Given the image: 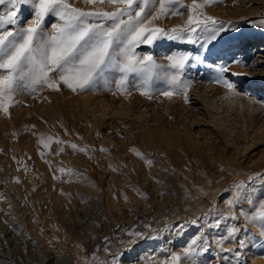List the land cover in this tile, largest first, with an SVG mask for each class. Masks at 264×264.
Returning a JSON list of instances; mask_svg holds the SVG:
<instances>
[{"label":"rangeland","instance_id":"obj_1","mask_svg":"<svg viewBox=\"0 0 264 264\" xmlns=\"http://www.w3.org/2000/svg\"><path fill=\"white\" fill-rule=\"evenodd\" d=\"M99 6L111 10L110 5ZM182 11V16L157 23L165 28L183 25L188 12ZM204 11L231 22L239 31L227 35L238 40L231 47L225 43L223 50L218 46L205 64L187 71L193 81L187 99L158 92L148 98L135 89L115 95L103 87L83 93L44 89L36 96L19 93L15 99L22 103L7 113L0 111V264H94L93 254L106 264L163 261L171 252H180L197 227L189 226L181 236L166 231L157 240L140 241L113 261L112 255L126 246L120 244L127 240L122 230L149 223L160 229L190 220L234 181L248 182L249 176L264 173V27L258 26L264 20V0H222ZM22 19L21 26L31 19L26 9ZM172 49L197 51L196 46L168 41L137 51L160 60ZM213 61L229 65L233 91L211 82L215 73L207 64ZM49 136L95 149L73 154L66 148L59 157H48L84 174L85 180L53 179V171L37 154L38 139ZM130 148L150 156L151 168ZM22 164L28 166L27 173ZM16 177L21 183L14 182ZM252 187L264 195V177L255 178ZM134 188L148 198L141 199ZM219 206H224L222 197ZM239 224L244 226L243 219ZM247 231L259 241L255 227L249 224ZM222 232L207 230V235ZM105 237L111 241V255L104 252ZM237 251L240 264H264V245L259 242L253 245L249 239L248 246ZM223 256L232 253L221 252L213 243L201 264H225Z\"/></svg>","mask_w":264,"mask_h":264},{"label":"snow or ice","instance_id":"obj_2","mask_svg":"<svg viewBox=\"0 0 264 264\" xmlns=\"http://www.w3.org/2000/svg\"><path fill=\"white\" fill-rule=\"evenodd\" d=\"M219 2L222 0H191L190 4H184L183 0H0V111L7 113L10 107L22 103L15 99L17 94L36 96L44 89L61 92L67 88L73 93H83L103 87L114 95L131 94L135 89L148 98L158 92L164 97L176 95L187 99V90L193 83L187 78V71L205 64L218 46L223 50L225 43L231 47L232 41L238 40L227 35L239 31L231 26V22L220 21L204 11ZM78 3L84 7L76 6ZM101 4L110 5L111 10L102 9ZM185 8L188 16L183 25L165 28L157 23L171 16H182ZM24 9L31 19L26 26H21ZM258 26L264 27V20ZM160 41L193 45L197 51L172 49L160 60L153 53L137 51L142 45L154 47ZM233 62L241 63L240 60ZM207 66L215 73L211 82L233 91L234 85L227 79L228 64L213 61ZM158 84L164 87H156ZM65 134L69 135L67 129ZM40 145L44 151L40 150ZM66 148L73 154L95 151L71 140L49 136L47 140L38 139L37 154L53 171L54 180L61 177L65 183L72 182L73 178L85 180L84 174L48 159L50 155L64 154ZM100 151L106 150L101 148ZM129 151L146 167L151 168L154 164L150 156L139 150L130 148ZM22 167L27 173L28 166L22 164ZM113 171L117 169L113 168ZM257 177H264V173L249 176L248 182L234 181L220 192L207 210L190 220L165 224L160 229L153 228L150 223L123 229L127 240L121 239L120 244L126 246L112 255V260H119L140 241L157 240L166 231L181 236L189 226H194L197 233L180 252H171L163 261H152L151 264H201L200 258L213 243L221 252L232 253V256L222 257L225 264H240L241 251L237 249L247 247L249 239L253 245L257 242L264 245V195L252 187ZM13 179L15 183H21L18 177ZM133 191L141 199L148 198L147 193L139 189ZM160 195L163 196V192ZM220 197L223 208L219 206ZM3 199L0 195V200ZM125 200H128L126 196ZM245 203L249 206L247 209L243 207ZM241 219L243 227L239 224ZM249 224L257 229L259 241L255 233L247 231ZM221 228L223 232L219 235H207V230L219 231ZM229 242L233 247L225 246ZM104 244V252L111 255L108 237L104 238ZM77 247L82 248L79 244ZM92 259L94 264H106L95 254Z\"/></svg>","mask_w":264,"mask_h":264},{"label":"bare ground","instance_id":"obj_3","mask_svg":"<svg viewBox=\"0 0 264 264\" xmlns=\"http://www.w3.org/2000/svg\"><path fill=\"white\" fill-rule=\"evenodd\" d=\"M243 43H244L243 46H245V47H248L249 46V44L246 41H244Z\"/></svg>","mask_w":264,"mask_h":264}]
</instances>
